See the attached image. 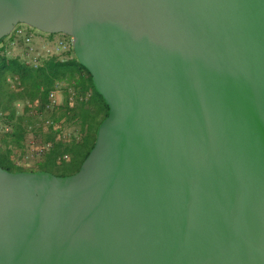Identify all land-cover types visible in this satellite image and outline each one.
<instances>
[{"label": "water", "instance_id": "water-1", "mask_svg": "<svg viewBox=\"0 0 264 264\" xmlns=\"http://www.w3.org/2000/svg\"><path fill=\"white\" fill-rule=\"evenodd\" d=\"M18 24L108 113L76 173L0 167V264H264V0H0Z\"/></svg>", "mask_w": 264, "mask_h": 264}, {"label": "trees", "instance_id": "trees-1", "mask_svg": "<svg viewBox=\"0 0 264 264\" xmlns=\"http://www.w3.org/2000/svg\"><path fill=\"white\" fill-rule=\"evenodd\" d=\"M23 53L16 57L0 55V127L8 128L0 132V167L9 172L28 171L15 166L10 157L14 148L23 147L22 143L28 133H33L31 125L36 113L31 108L38 101L40 109H44L49 90L58 82L76 92L75 104L61 108V116H68V111L71 112L83 135L79 141L72 139L69 143L61 140L57 142L54 136L58 134V129L54 131L48 128V132L43 135L44 141L53 142L54 147L38 165V171L57 176L74 174L92 149L97 128L107 116L108 107L97 93L89 72L75 58L72 48L63 59L58 55L41 58L37 68L31 66L25 49ZM15 78L18 82L16 86L9 82ZM17 102L23 104L21 110L15 107ZM37 133L34 131L33 136ZM63 154H67L70 160L63 161V172L55 174L57 158Z\"/></svg>", "mask_w": 264, "mask_h": 264}, {"label": "built area", "instance_id": "built-area-1", "mask_svg": "<svg viewBox=\"0 0 264 264\" xmlns=\"http://www.w3.org/2000/svg\"><path fill=\"white\" fill-rule=\"evenodd\" d=\"M11 34V33H10ZM38 38L41 43V48L36 49L33 42ZM18 41H21L25 46V55L28 57L29 62L33 68H37L39 66V61L41 58H45L49 55H58L61 59L67 57L68 51L72 48V38L63 33H55V34H39L34 33L28 26L25 24L16 25L12 30V34L10 38H8L6 44L1 46L0 55H3V52H7V48L13 46ZM9 82L12 85H17V79H10ZM62 83H54V86L49 90L47 95L46 105L44 107L45 111H54L59 108V94L61 90ZM70 97L72 98L76 93L74 90L69 89ZM70 98V99H71ZM18 110L23 108V104L21 102H17L15 106ZM42 125L46 128H52L54 131H57V123L50 117L44 116L42 121ZM8 128L5 127L4 131H7ZM61 136L64 138L65 135ZM60 137V135H59ZM53 142L51 141H43L39 144L35 141H27L24 145V153L17 158L16 162L19 165L27 166L31 160L35 158L45 157L52 149ZM68 158L67 154L60 155L57 158V164H61L65 159Z\"/></svg>", "mask_w": 264, "mask_h": 264}, {"label": "rangeland", "instance_id": "rangeland-1", "mask_svg": "<svg viewBox=\"0 0 264 264\" xmlns=\"http://www.w3.org/2000/svg\"><path fill=\"white\" fill-rule=\"evenodd\" d=\"M18 25H20V24H18ZM26 26H28V25H26ZM28 27L34 33L45 34V33L41 32V31H39L33 27H30V26H28ZM11 34H12V32H11ZM11 34H9L7 37H5L2 40V43H0V51H1V49H3V48H1V46L2 45L4 46L6 44L8 38H10ZM41 43H42V41H40L38 38H36L33 42L36 49L41 48ZM24 49H25V46L20 41H18L13 46L8 47L7 52L6 51L3 52V55H7L8 57L20 56V55L24 54L23 53ZM67 88L68 87L66 85L62 84L60 94H59L60 95L59 96V108H57V110L45 111L42 108L40 109V105H39L38 101H36L35 107L31 108V110L36 114H34L35 119H32V125H31L32 126L31 129H32L33 133L29 132L28 135L26 136L28 141H35V142H37V144L44 141L43 135H45V133H47L49 130L48 128H46L42 125V121L44 119V116L52 118L57 123L58 134L56 135V137L54 136L55 141L59 142L61 140V141H64L65 143H69L72 141V139H75L76 141H79L81 139L83 134L80 130V126L77 123L74 115L68 111V116L67 115L61 116V108L67 107L66 106L67 104L69 107H71L76 102L77 95L75 94L71 98L70 94H69V88L68 89ZM86 98H87V96H86ZM55 118H57V120H55ZM58 118H59V120H58ZM0 128L2 129V131H0V132H3L5 127L1 126ZM34 131L38 132L35 136H33ZM61 134L65 135V137L63 138L61 136ZM59 135H60V137H59ZM42 158H44V157H42ZM38 159H40V158H38ZM69 160H70V157L68 156V158L65 159V161L68 162ZM23 168L24 169H29V168L32 169V168H37V167H35V164H34L31 166H23ZM62 169H63L62 164H58V166L54 169L55 174L62 173L63 172Z\"/></svg>", "mask_w": 264, "mask_h": 264}, {"label": "crops", "instance_id": "crops-1", "mask_svg": "<svg viewBox=\"0 0 264 264\" xmlns=\"http://www.w3.org/2000/svg\"><path fill=\"white\" fill-rule=\"evenodd\" d=\"M27 141H28L27 140V137H25V139H24V141L22 143L23 144V147H21L20 149L19 148H14L13 154L10 157L11 161L13 160L12 162L14 163V165L17 166V167H21L22 169H24L23 166L22 165H19L16 162V160H17L18 157H20L24 153V151H23L24 150V145L26 144ZM43 161H44V158H40V159L35 158V159L31 160L30 163L27 166H31V165H34L35 164V167H37V168H32V169L29 168V169H26V170H28V171H38L39 170L38 169V165L40 163H42Z\"/></svg>", "mask_w": 264, "mask_h": 264}]
</instances>
